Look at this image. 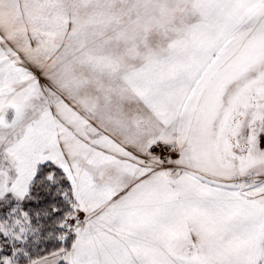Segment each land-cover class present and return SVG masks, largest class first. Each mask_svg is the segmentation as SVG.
Returning <instances> with one entry per match:
<instances>
[{"label":"snow or ice","instance_id":"1","mask_svg":"<svg viewBox=\"0 0 264 264\" xmlns=\"http://www.w3.org/2000/svg\"><path fill=\"white\" fill-rule=\"evenodd\" d=\"M0 264H264V0H0Z\"/></svg>","mask_w":264,"mask_h":264}]
</instances>
